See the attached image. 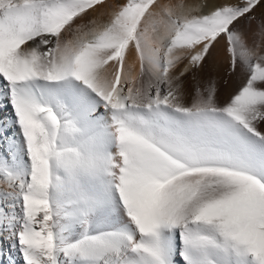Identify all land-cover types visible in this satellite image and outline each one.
Returning <instances> with one entry per match:
<instances>
[{"label": "snow or ice", "instance_id": "1", "mask_svg": "<svg viewBox=\"0 0 264 264\" xmlns=\"http://www.w3.org/2000/svg\"><path fill=\"white\" fill-rule=\"evenodd\" d=\"M261 3L0 0V239L23 264H264ZM217 45L240 84L185 102Z\"/></svg>", "mask_w": 264, "mask_h": 264}, {"label": "bare ground", "instance_id": "2", "mask_svg": "<svg viewBox=\"0 0 264 264\" xmlns=\"http://www.w3.org/2000/svg\"><path fill=\"white\" fill-rule=\"evenodd\" d=\"M161 2L175 3L176 0H161ZM203 0H183L185 5V10L190 8L198 7ZM228 2L236 3L237 0H228ZM97 11H100L98 9ZM95 13L90 12L88 17H85V20L90 17L95 16ZM256 17V21L252 25V29H255L256 26L264 20V0L259 7H257L252 13ZM79 23V21H78ZM245 30L247 37V43L250 48L254 47L253 45V36L251 35L252 29H249L245 21L240 22ZM256 44L258 45L259 51L264 53V38H255ZM126 63L131 66V72L133 76H136L139 73L140 65L138 59L132 54H128ZM183 65H181L179 70H182ZM147 79V76L145 77ZM241 80V68L238 67L235 72H233L229 67V61L226 53L222 49V45H217L210 54L208 60L205 62L202 69H198L194 74L189 73L184 79L185 86V96L184 100L187 103L191 102V99L188 95V90L192 85L199 84L202 88L206 87L209 82H214L216 86V100L217 103L223 104L231 94L237 89V86L240 84ZM102 112L103 109H100ZM14 113L10 107L5 102L4 98V82L0 81V124L9 125L8 135L15 137L16 141H20V135L16 127H12V118ZM7 156V145L5 143H0V157ZM179 259V258H178ZM0 264H23L22 257L20 253L11 246V243L7 240L0 239ZM180 264H183L182 260Z\"/></svg>", "mask_w": 264, "mask_h": 264}]
</instances>
